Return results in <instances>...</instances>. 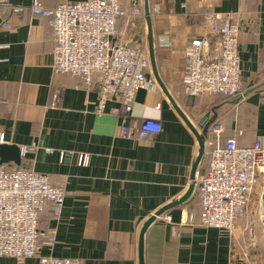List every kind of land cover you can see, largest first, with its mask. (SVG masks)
Here are the masks:
<instances>
[{
	"label": "crops",
	"instance_id": "0c3cea01",
	"mask_svg": "<svg viewBox=\"0 0 264 264\" xmlns=\"http://www.w3.org/2000/svg\"><path fill=\"white\" fill-rule=\"evenodd\" d=\"M32 1L6 0L2 7L10 28L0 30V135L3 144L26 148L21 155L26 166L65 191L60 216L53 215L50 205L39 215L40 230L54 235L53 244L42 242L40 255L79 264H138L143 224L189 189L197 140L158 85L153 91H137L126 124L157 120L161 133L141 140L120 136L121 120L113 115L116 102H108L102 116L95 113L98 76L86 87L77 77L53 73V36L46 19L29 10ZM40 1L54 8L63 0ZM118 1L130 16L118 20L117 39L147 48L143 0ZM149 6L152 17L155 14L151 24L158 74L189 121L197 128L209 115L206 121L212 119L220 127L222 141L234 139L239 147L264 142V0H149ZM134 9L141 17L133 16ZM209 10L238 16L243 27L238 48L245 85L241 96L194 98L183 89L187 44L205 37L209 59L220 54L219 39L202 23ZM197 130L205 142V131ZM60 151L73 156L61 163ZM79 154L89 155L87 166L78 165ZM199 165L202 171L203 160ZM188 215L194 224H179ZM199 215L193 191L185 202L157 217L144 236V263L264 264V254L258 259L240 257V228L232 233L204 228L198 225ZM164 216L172 223H164ZM0 264L38 261L0 258Z\"/></svg>",
	"mask_w": 264,
	"mask_h": 264
},
{
	"label": "built area",
	"instance_id": "2783aa9c",
	"mask_svg": "<svg viewBox=\"0 0 264 264\" xmlns=\"http://www.w3.org/2000/svg\"><path fill=\"white\" fill-rule=\"evenodd\" d=\"M5 5L6 0H0V30L10 28L2 15ZM29 10L46 19L52 33L54 74L77 77L86 87L93 84L94 76L99 77L95 106L98 116L104 114L108 102L114 101L117 108L113 115L121 120L120 136L141 140L161 133L162 126L157 120L142 119L134 126L126 124L137 91H153L157 84L150 74L145 45L130 47L117 41L118 20L130 16L118 0L77 3L63 0L54 8H46L40 0H33ZM133 13L141 17L138 9ZM202 23L219 39L220 54L209 59L205 37L195 38L186 45L182 80L186 95L241 96L245 85L238 48L243 27L238 16L209 10L203 14ZM3 140L4 135H0V144ZM26 152L23 148L21 155ZM71 156L72 153L59 152L61 163ZM204 156L208 157V164L202 171L197 168L193 180V191L200 206L198 225L232 233L252 199L256 195L261 197L264 142L256 140L247 147H239L234 139L223 142L220 127L213 125L211 139L205 140ZM77 159L81 167L89 163V155L79 154ZM64 196L63 187L52 184L45 175L17 167H0V258H12L18 263L37 259L38 264H79L74 259L40 255L46 234L39 230V214L50 205L53 215L60 216ZM161 219L164 223H172L169 216ZM189 223L193 225L194 218L188 215L179 224ZM47 242L54 243L53 233L48 235Z\"/></svg>",
	"mask_w": 264,
	"mask_h": 264
},
{
	"label": "water",
	"instance_id": "95a60500",
	"mask_svg": "<svg viewBox=\"0 0 264 264\" xmlns=\"http://www.w3.org/2000/svg\"><path fill=\"white\" fill-rule=\"evenodd\" d=\"M143 10H144V18L146 22L147 27V51H148V57L150 61V67H151V73L152 76L158 85V87L161 89L165 97L167 98L169 104L173 108V110L176 112V114L180 117V119L185 123V125L190 129V131L194 134L197 143H198V155L196 158V161L193 165L192 172H191V184L189 186V189L187 193L182 197L178 202L173 203L171 205H168L152 215L142 226L140 232H139V238H138V264H145L144 263V236L147 231V229L150 227L152 223L155 222L156 218L162 215L165 211L170 209L173 206L179 205L183 202H185L192 194L194 189V176L197 171V168L199 167V164L202 162L204 153H205V142L204 138L201 134H199L197 128L203 129V125L206 122V119L209 117V115H205V117L202 119L200 124L197 126V128L189 121L185 113L178 107L176 102L174 101L173 97L168 93L165 85L163 84L157 70L156 65V59H155V51H154V38H153V31H152V24H151V9L149 6V0H143ZM22 162V156H21V149L13 144H0V167L8 164H13L15 167L19 168L21 166ZM261 201V212H262V222L264 223V181H263V191L260 197Z\"/></svg>",
	"mask_w": 264,
	"mask_h": 264
},
{
	"label": "rangeland",
	"instance_id": "374dc122",
	"mask_svg": "<svg viewBox=\"0 0 264 264\" xmlns=\"http://www.w3.org/2000/svg\"><path fill=\"white\" fill-rule=\"evenodd\" d=\"M237 227L241 229V238L238 237L236 242L240 257L258 259L257 256H262L264 254V223L259 195L252 199L245 215L238 221Z\"/></svg>",
	"mask_w": 264,
	"mask_h": 264
},
{
	"label": "trees",
	"instance_id": "16d2710c",
	"mask_svg": "<svg viewBox=\"0 0 264 264\" xmlns=\"http://www.w3.org/2000/svg\"><path fill=\"white\" fill-rule=\"evenodd\" d=\"M151 15H152V13H151ZM154 15H155V14H153V17H154ZM153 17H151V20H152ZM120 19H122V18H120ZM117 41H120V40L117 39ZM92 86H93V84H92L90 87H92ZM182 86H183V82H182ZM98 89H99V83L97 84V90H96V91H98ZM183 89H184V86H183ZM184 91H185V89H184ZM203 96H209V95H203ZM211 97H220V98H223V99H227V98H229V97L222 96V95H216V96H211ZM194 98H195V97H194ZM213 125H214V123H213L212 119L207 120V121L205 122V124L203 125V130L205 131V135L207 136V139H211V130H212ZM223 142H224V141H223ZM203 163H204V165H207V164H208V157H206V156L203 157ZM7 167H8V168H13L14 166L7 165ZM19 168H21V169H26V170H30V169L26 166L24 160H22V165H21ZM50 208H51V207H50ZM41 212H42V211H41ZM41 212H40V213H41ZM39 215H40V214H39ZM199 216H200V215H199ZM38 227H39V223H38ZM39 230H40V228H39ZM40 231H41V230H40ZM45 234H46V238H44V240L48 241V233H45ZM44 240H43V241H44Z\"/></svg>",
	"mask_w": 264,
	"mask_h": 264
}]
</instances>
